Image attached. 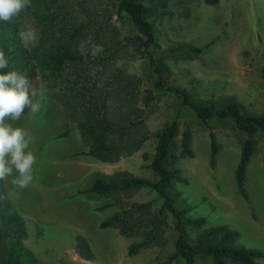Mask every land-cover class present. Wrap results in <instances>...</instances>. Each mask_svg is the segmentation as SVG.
<instances>
[{"label":"rangeland","instance_id":"obj_1","mask_svg":"<svg viewBox=\"0 0 264 264\" xmlns=\"http://www.w3.org/2000/svg\"><path fill=\"white\" fill-rule=\"evenodd\" d=\"M167 10V14L152 20L158 44L155 54L171 70L167 82L186 88L194 99L205 104L221 106L235 101L247 113H264V0H168ZM117 25L123 36L134 37L127 18L117 20ZM27 28L36 29L29 23L25 30ZM179 43L201 46L203 50L194 60H175L167 50ZM34 44L24 45L29 48ZM135 55H126L117 64L137 74L143 87L153 88L152 66L145 57ZM32 83L33 87L44 90L43 99L33 98L40 103V110L35 114L29 110L12 123L28 130L35 138L30 145L36 156L33 180L25 189L11 184L14 177L3 181L8 196L24 218L23 243L35 255L37 264H156L173 252L171 217L164 245L128 255L129 243L138 240L139 235L127 237L115 227L99 226L101 220L124 204L98 210V206L110 202L111 198L79 191L94 173L109 175L125 169L136 176L152 178L149 162L155 134L174 118L179 121L176 140L179 141L182 130L188 128L194 152L192 157L176 162L185 179L174 185L180 192L178 203L191 207L189 216L205 217L208 226L226 223L236 229L239 245L264 251L263 134L251 135L255 148L246 168L248 197L243 198L237 191L234 169L247 135L230 119L210 118L203 122L174 95L153 89L154 99L145 113L150 133L147 140L129 156L116 162H102L83 153L86 147L74 123L69 122L68 112L55 100L43 69H38ZM65 122H69L70 131L60 137L58 134ZM210 130L218 145L214 166L209 162ZM152 199L158 202L154 192L141 189L124 202ZM195 232L190 228L191 236ZM77 234L87 239L95 255L93 260H85L77 254L74 248ZM260 261L264 264V257ZM169 264H180V260Z\"/></svg>","mask_w":264,"mask_h":264},{"label":"trees","instance_id":"obj_2","mask_svg":"<svg viewBox=\"0 0 264 264\" xmlns=\"http://www.w3.org/2000/svg\"><path fill=\"white\" fill-rule=\"evenodd\" d=\"M168 0H31L9 23L0 21V48L9 57V68L26 73L31 80L38 69L44 70L47 85L55 100L68 112L74 123L84 154L102 162H116L137 152L149 136L145 121L146 108L154 99L153 89L169 92L181 105L189 108L197 119H230L247 137L243 140L234 169L237 191L248 197L245 186L246 168L255 148L254 133L264 135V113H247L235 101L215 106L194 99L189 91L169 84L171 70L155 54L158 46L153 18L165 15ZM114 18H116L114 20ZM127 20L134 37L123 36L117 20ZM37 31V41L26 47L19 37L27 24ZM132 50H135L132 52ZM203 48L191 44H176L167 50L175 60H194ZM136 54V55H135ZM126 55L145 57L152 66L153 88L143 87L142 79L117 63ZM29 110H25V113ZM69 122L63 124L60 137L67 136ZM179 121L174 118L155 134L149 168L152 178L136 176L128 170H116L109 175L94 173L79 192L111 198L98 206H124L99 222L101 228L115 227L124 236L138 234L129 243L128 255L166 243V232L172 218L173 252L156 264H263L264 251L237 243L239 232L226 223L206 225L203 216L191 217L189 205L178 203L180 192L176 182H183L176 162L192 157L191 131L182 130L176 140ZM218 145L209 131V162L215 165ZM141 189L155 193L149 201L124 202ZM190 228L196 232L190 235ZM26 227L23 216L8 196L4 181H0V264H37L33 252L23 243ZM79 257L93 260L94 252L87 239L74 237Z\"/></svg>","mask_w":264,"mask_h":264},{"label":"clouds","instance_id":"obj_3","mask_svg":"<svg viewBox=\"0 0 264 264\" xmlns=\"http://www.w3.org/2000/svg\"><path fill=\"white\" fill-rule=\"evenodd\" d=\"M31 6V0H0V21L9 23ZM18 35L24 44L37 41L34 28H27ZM7 68L9 57L0 48V70ZM43 91V88L33 87L26 73L0 71V181L14 177L11 184L17 189L29 187L33 180L36 156L30 145L35 138L28 130L14 126L12 122L18 121L26 109L37 113L41 105L33 98L40 96L43 99Z\"/></svg>","mask_w":264,"mask_h":264}]
</instances>
